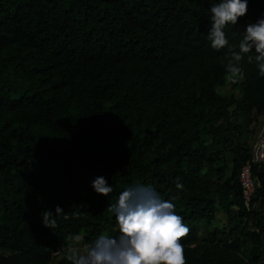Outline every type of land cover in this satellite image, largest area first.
Segmentation results:
<instances>
[{
	"label": "trees",
	"instance_id": "obj_1",
	"mask_svg": "<svg viewBox=\"0 0 264 264\" xmlns=\"http://www.w3.org/2000/svg\"><path fill=\"white\" fill-rule=\"evenodd\" d=\"M218 2L0 0V264H48L73 236L118 235L109 206L135 185L174 203L187 264H264V166L255 207L237 183L249 115L264 111L254 51L229 80L238 95L217 92L264 0H247L220 50L208 39ZM57 206L67 219L45 227ZM65 254L56 264H71Z\"/></svg>",
	"mask_w": 264,
	"mask_h": 264
},
{
	"label": "clouds",
	"instance_id": "obj_2",
	"mask_svg": "<svg viewBox=\"0 0 264 264\" xmlns=\"http://www.w3.org/2000/svg\"><path fill=\"white\" fill-rule=\"evenodd\" d=\"M208 11L211 15L208 39L213 49L220 50L228 45L226 25H236L238 18L246 15L247 0H219ZM253 51L256 55H247V61H255L259 75L264 77V18L246 26L239 52L231 54L226 65L231 82L243 79L241 61ZM91 186L106 197L113 190L106 186L103 177L95 178ZM176 187L183 186L177 183ZM109 211L118 223V235L100 234L90 244L72 246L65 254L71 264H187L181 241L188 236L190 228L176 214L174 203L162 199L154 188L146 185L126 188L119 194L118 202L109 206ZM61 214L65 213L59 206L55 214L43 212V225L54 227L53 217Z\"/></svg>",
	"mask_w": 264,
	"mask_h": 264
},
{
	"label": "built area",
	"instance_id": "obj_3",
	"mask_svg": "<svg viewBox=\"0 0 264 264\" xmlns=\"http://www.w3.org/2000/svg\"><path fill=\"white\" fill-rule=\"evenodd\" d=\"M264 166V126L257 131L252 143L249 146L248 157L241 164L237 173V183L243 207L248 210L255 207L252 197L259 187V180L253 173Z\"/></svg>",
	"mask_w": 264,
	"mask_h": 264
},
{
	"label": "rangeland",
	"instance_id": "obj_4",
	"mask_svg": "<svg viewBox=\"0 0 264 264\" xmlns=\"http://www.w3.org/2000/svg\"><path fill=\"white\" fill-rule=\"evenodd\" d=\"M224 79H225V84L221 87H218L217 92H219L222 95L233 94V95L237 96L238 93H237L236 87L230 84V81L228 79V74L225 75ZM249 117L251 119V122L248 126V132L244 135L248 148H249L250 144L252 143V141H253L257 131L259 130V128L264 126V111H262L260 113L252 112L249 115ZM227 172H228V170H227ZM261 212L264 214V211L261 210ZM223 222H224V215L221 211H219L216 213L215 218L210 222V224L207 227L208 228L219 227L222 225ZM198 225L201 226V223ZM77 237H81L82 240L77 241V239H76ZM78 244H87L84 242L82 234L71 237L68 240L66 246L59 248L57 251L51 252V259H50V262L48 264H56V262L59 260V258L61 257V254L63 252L67 253L72 246L78 245ZM262 247L264 249V239L262 240ZM248 248H249V244L247 243L245 246L242 247L243 252L247 254ZM0 253H2L3 255H8L10 252L9 251H0Z\"/></svg>",
	"mask_w": 264,
	"mask_h": 264
},
{
	"label": "crops",
	"instance_id": "obj_5",
	"mask_svg": "<svg viewBox=\"0 0 264 264\" xmlns=\"http://www.w3.org/2000/svg\"><path fill=\"white\" fill-rule=\"evenodd\" d=\"M198 234H199V236H201V235H202V233H201V232H199Z\"/></svg>",
	"mask_w": 264,
	"mask_h": 264
}]
</instances>
